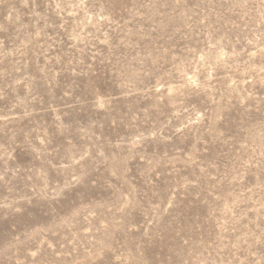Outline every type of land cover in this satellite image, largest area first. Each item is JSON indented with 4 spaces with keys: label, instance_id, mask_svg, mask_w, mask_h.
Masks as SVG:
<instances>
[{
    "label": "rangeland",
    "instance_id": "obj_1",
    "mask_svg": "<svg viewBox=\"0 0 264 264\" xmlns=\"http://www.w3.org/2000/svg\"><path fill=\"white\" fill-rule=\"evenodd\" d=\"M0 264H264V0H0Z\"/></svg>",
    "mask_w": 264,
    "mask_h": 264
}]
</instances>
